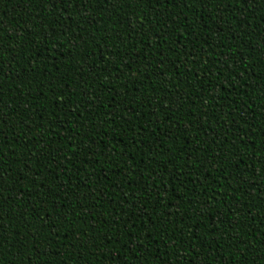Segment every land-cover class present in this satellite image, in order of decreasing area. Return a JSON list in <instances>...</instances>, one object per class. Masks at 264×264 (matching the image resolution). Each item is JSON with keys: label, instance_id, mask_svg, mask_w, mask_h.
<instances>
[{"label": "trees", "instance_id": "16d2710c", "mask_svg": "<svg viewBox=\"0 0 264 264\" xmlns=\"http://www.w3.org/2000/svg\"><path fill=\"white\" fill-rule=\"evenodd\" d=\"M0 264H264V0H0Z\"/></svg>", "mask_w": 264, "mask_h": 264}, {"label": "snow or ice", "instance_id": "6c2138e0", "mask_svg": "<svg viewBox=\"0 0 264 264\" xmlns=\"http://www.w3.org/2000/svg\"><path fill=\"white\" fill-rule=\"evenodd\" d=\"M244 2L246 3L247 2V0H244ZM0 225H2V224H0ZM3 227L2 226H0V229H2Z\"/></svg>", "mask_w": 264, "mask_h": 264}]
</instances>
